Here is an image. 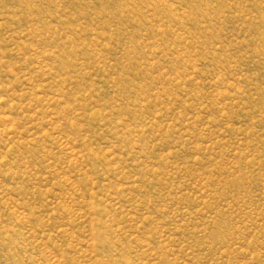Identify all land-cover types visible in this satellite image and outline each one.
I'll list each match as a JSON object with an SVG mask.
<instances>
[{
	"label": "rangeland",
	"instance_id": "374dc122",
	"mask_svg": "<svg viewBox=\"0 0 264 264\" xmlns=\"http://www.w3.org/2000/svg\"><path fill=\"white\" fill-rule=\"evenodd\" d=\"M0 264H264V0H0Z\"/></svg>",
	"mask_w": 264,
	"mask_h": 264
}]
</instances>
